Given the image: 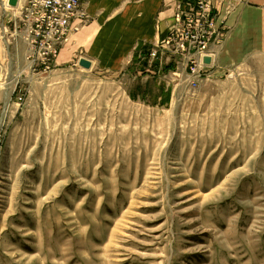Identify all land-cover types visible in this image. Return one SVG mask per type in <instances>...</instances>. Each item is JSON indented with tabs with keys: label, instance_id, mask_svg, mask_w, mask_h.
<instances>
[{
	"label": "rangeland",
	"instance_id": "1",
	"mask_svg": "<svg viewBox=\"0 0 264 264\" xmlns=\"http://www.w3.org/2000/svg\"><path fill=\"white\" fill-rule=\"evenodd\" d=\"M24 43L1 62L0 264H207L244 238L264 264V56L242 88L208 81L171 102L131 68L31 67ZM240 89L257 93L258 146L228 130L240 116L223 93Z\"/></svg>",
	"mask_w": 264,
	"mask_h": 264
},
{
	"label": "crops",
	"instance_id": "2",
	"mask_svg": "<svg viewBox=\"0 0 264 264\" xmlns=\"http://www.w3.org/2000/svg\"><path fill=\"white\" fill-rule=\"evenodd\" d=\"M27 1L19 0L17 7L11 8L8 0H0L1 74L2 63L11 51L15 50V45L25 46L22 34L16 29L15 20ZM181 1L83 0L82 9L86 12L87 19L73 21L72 27L78 29L60 51L54 65L61 67L69 65L74 58L77 61L86 58L92 62L93 67L106 72H121L125 68H131L135 71L132 76L137 80H159L163 84L165 94H170L171 102L174 97L185 102L190 90H194L189 87V72L183 70L186 63L183 58L173 56L169 50L161 48L175 25L177 5ZM215 2L216 28L219 34L209 48L210 56L213 58L212 66L209 67L211 74L200 80L197 88L204 82L219 80L234 85L239 82L242 88L241 86L249 80V76L256 75L250 71L243 72V67H246L251 59L264 56V0H216ZM19 39L22 41L18 42ZM156 49H159L158 57L152 60L150 53ZM28 54L29 47L27 53L25 49L24 56ZM174 75L176 78L172 79V82L175 86L173 91L168 93L167 85L170 84L168 77ZM183 87L184 90H180ZM132 93L129 94V98L133 100V96H138L139 99L141 96L147 97L144 91ZM256 95L257 93L245 89L224 91L227 107L233 111L229 114L240 116L238 121L229 124V131L247 133L263 129V123L249 119L257 113L255 106L247 100ZM249 114L251 115L247 117ZM246 137H250L247 141L258 146V138L248 133ZM243 143H246L243 138L233 139L232 143L226 146H241ZM240 157V152H235L231 163L237 161L238 165ZM237 165L233 169L234 173L240 171ZM217 243L221 244V241L216 242V237L208 242L211 247ZM245 245L244 238L243 243L238 244L237 251L231 253V261H227L225 257L223 262L217 261V258L210 261L208 258L207 264L211 262L252 264L251 250L245 252L244 250L247 249ZM209 256L210 254H207V257Z\"/></svg>",
	"mask_w": 264,
	"mask_h": 264
},
{
	"label": "built area",
	"instance_id": "3",
	"mask_svg": "<svg viewBox=\"0 0 264 264\" xmlns=\"http://www.w3.org/2000/svg\"><path fill=\"white\" fill-rule=\"evenodd\" d=\"M216 0H182L177 5L176 20L170 36L161 46L173 56L184 59L190 75L189 87L195 89L207 77L209 67L203 58L210 56V46L218 36ZM83 0H28L16 18V29L29 47L30 66L50 70L64 45L77 31L75 19L86 20ZM159 49L150 53L156 59Z\"/></svg>",
	"mask_w": 264,
	"mask_h": 264
},
{
	"label": "water",
	"instance_id": "4",
	"mask_svg": "<svg viewBox=\"0 0 264 264\" xmlns=\"http://www.w3.org/2000/svg\"><path fill=\"white\" fill-rule=\"evenodd\" d=\"M18 1L19 0H8L9 7L16 8L18 5ZM212 63H213V58L211 56H206L203 58V65L207 67H211ZM78 65L79 67L84 68L86 70H90L93 67L92 62L86 58H81L78 61ZM0 74H1V69H0Z\"/></svg>",
	"mask_w": 264,
	"mask_h": 264
},
{
	"label": "trees",
	"instance_id": "5",
	"mask_svg": "<svg viewBox=\"0 0 264 264\" xmlns=\"http://www.w3.org/2000/svg\"><path fill=\"white\" fill-rule=\"evenodd\" d=\"M142 90V88L141 87H137L136 89H135V92H139V91H141ZM167 95H169V94H167ZM168 97V96H167ZM133 98H136V96H133ZM142 99V98H141Z\"/></svg>",
	"mask_w": 264,
	"mask_h": 264
}]
</instances>
